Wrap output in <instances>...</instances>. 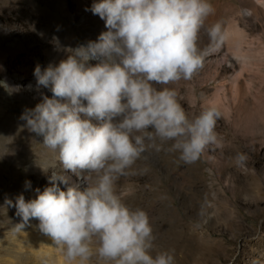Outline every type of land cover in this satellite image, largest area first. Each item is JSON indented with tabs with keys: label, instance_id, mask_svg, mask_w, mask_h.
Returning a JSON list of instances; mask_svg holds the SVG:
<instances>
[{
	"label": "rangeland",
	"instance_id": "obj_1",
	"mask_svg": "<svg viewBox=\"0 0 264 264\" xmlns=\"http://www.w3.org/2000/svg\"><path fill=\"white\" fill-rule=\"evenodd\" d=\"M97 2L0 0V264H68L39 230L38 219L13 230L22 218L5 200L15 202L20 194L26 202L35 199L37 188L42 192L50 186L51 171L61 170L56 154L20 117L43 95L53 96L47 88L37 90V65H58L67 58L66 49L98 41L108 30L105 21L86 10ZM209 2L213 12L205 27L220 23L229 42L207 56L191 80L154 87L174 89L189 118L215 106L221 113L215 127L219 146L209 145L194 163L171 150L173 141L162 143L159 151L150 148L117 177L115 191L131 210L148 214L153 256L167 251L174 264H264V0ZM205 39L202 32L199 47L207 45ZM5 85L19 91L10 95ZM236 99L259 102L261 109L249 119L243 106L227 114ZM241 155L244 160L238 162ZM92 250L86 264H105L95 245Z\"/></svg>",
	"mask_w": 264,
	"mask_h": 264
},
{
	"label": "clouds",
	"instance_id": "obj_2",
	"mask_svg": "<svg viewBox=\"0 0 264 264\" xmlns=\"http://www.w3.org/2000/svg\"><path fill=\"white\" fill-rule=\"evenodd\" d=\"M86 10L108 30L98 41L66 49L68 56L58 65H37L34 71L37 90L47 88L53 96L43 95L20 119L56 154L61 170L51 171L50 186L37 188L35 199L26 202L20 194L15 202L5 200L22 218L13 230L38 219L39 230L68 264H86L93 245L105 264H174L167 251L151 254L155 237L149 216L122 201L115 181L164 142L173 141L171 150L185 163L196 162L209 145L219 146L215 127L221 113L215 106L189 118L174 89L154 85L191 80L205 58L222 47L226 32L220 23L205 27L213 12L209 0H100ZM202 32L208 41L203 48L198 46ZM5 88L10 95L19 91V86Z\"/></svg>",
	"mask_w": 264,
	"mask_h": 264
},
{
	"label": "bare ground",
	"instance_id": "obj_3",
	"mask_svg": "<svg viewBox=\"0 0 264 264\" xmlns=\"http://www.w3.org/2000/svg\"><path fill=\"white\" fill-rule=\"evenodd\" d=\"M83 2V1H82ZM90 2V1H89ZM82 6H84V4H82ZM86 7V6H85ZM87 8V7H86ZM87 9H90V8H87ZM99 17V16H98ZM104 21V20H103ZM208 24L207 23H205V26H207ZM211 26V25H210ZM232 34H235V33H233L232 32ZM226 36H227V38H226V40H225V42L226 43H228L229 42V38H230V34L227 32L226 33ZM206 41H207V36H206V39H205ZM208 42V41H207ZM221 51V48L217 51V52H215L216 54L217 53H219ZM238 59H241L240 57H238ZM227 61V59L224 57V59H223V62H226ZM94 63V62H93ZM92 62H91V64H93ZM95 64V63H94ZM93 64V65H94ZM45 67V66H44ZM48 66H46L45 68H47ZM198 75V74H197ZM196 75V76H197ZM237 98V97H236ZM85 104H86V102H85ZM241 107V106H243V107H245V110H246V112H245V115H246V117H247V119H249V118H251V115L256 111V109H261L260 108V106H259V102H256V103H248L247 101H245V100H240V99H236L234 102H233V107L232 108H230V107H227L226 108V113L227 114H230V113H232V112H235V110H236V107ZM94 123H96V121H93ZM246 127V126H245ZM248 131V130H247ZM76 182H78L77 180H76ZM48 239V238H47ZM42 240H44V242H46L47 243V245L48 244H51V241L50 240H46L45 238L44 239H42Z\"/></svg>",
	"mask_w": 264,
	"mask_h": 264
}]
</instances>
